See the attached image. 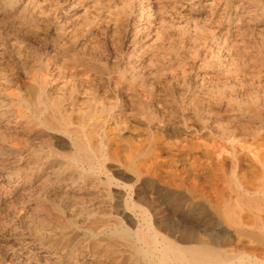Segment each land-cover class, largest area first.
I'll use <instances>...</instances> for the list:
<instances>
[{"label":"rangeland","instance_id":"rangeland-1","mask_svg":"<svg viewBox=\"0 0 264 264\" xmlns=\"http://www.w3.org/2000/svg\"><path fill=\"white\" fill-rule=\"evenodd\" d=\"M5 1L0 264H113L98 248L118 221L128 257L140 227L124 209V186L160 232L176 228L179 239L195 228L214 233L216 216L264 198V0H151L145 18L140 0H22L9 10ZM47 105L68 135L44 127ZM153 144L165 170L216 182L211 211L152 175L135 182ZM187 151L197 163L180 158Z\"/></svg>","mask_w":264,"mask_h":264},{"label":"bare ground","instance_id":"bare-ground-1","mask_svg":"<svg viewBox=\"0 0 264 264\" xmlns=\"http://www.w3.org/2000/svg\"><path fill=\"white\" fill-rule=\"evenodd\" d=\"M30 1L35 2L40 7L41 3L43 4L48 0ZM140 1L143 5L148 2L146 6H141L140 18L151 17V0ZM22 5V0L5 1L6 10L21 7ZM56 52L53 50L50 57L56 56ZM44 111V116H46L43 121L44 127L54 132L68 135L69 130L65 128V120L61 117L60 113L55 109H49L48 105ZM196 133L194 132L193 134ZM69 144L76 145L81 154L87 155L88 151L85 143L78 140H69ZM231 146L234 148V145ZM154 148L153 144L143 150L144 155L147 157L148 166L133 172L135 182H139L144 174L148 175V177L152 175L153 178L150 177L152 183L158 182L164 185L175 186L191 201L203 202L211 211L214 205L210 199L218 193L216 182L214 188L210 182H203L202 178L193 173L194 170L191 172L189 170L177 169L165 170L163 168V155L160 152H155ZM213 149L217 151L214 153V156H217L219 159L223 147L215 146ZM241 150L239 151L244 152L243 148ZM180 156V158L191 164L198 162V159L190 155L188 151L180 153ZM109 157L116 159L117 155L111 152L109 153ZM90 158L91 161H94L93 156ZM231 159L234 160L233 165L236 166L237 159L233 155ZM257 159L259 160V158ZM260 161H263L261 157ZM210 165L209 163V169ZM217 167L219 168V166ZM106 180L108 185H111V182H113L109 178ZM117 186L122 187L121 185ZM133 188V185L122 188L124 209L134 212L135 216L138 214V219L132 215L131 219L136 220L137 225L140 227L132 242L127 243L128 246L130 245L129 256L124 257V241L130 240V236L123 230L119 232L120 229H123L124 224L122 221L116 223L115 231L108 230L102 234L101 238L105 244V248H98L100 250L99 253L109 254V256L115 258L113 264H264V198L248 197L244 199L243 206L246 208L244 213L242 211L238 214L233 213L223 217L216 216L219 226H216L214 233H204L202 237H199L200 229L195 228L191 236L179 239L180 232L176 228L168 226L164 232H160L161 229L158 230L160 225L157 226L152 221L150 212L138 207L133 202ZM149 198L153 199L152 193H150ZM244 239L248 240L251 246H247ZM98 249H96L97 252L99 251ZM119 255L124 257V259L118 260ZM46 258L55 259V263L59 262V257H56L55 254L49 253ZM17 259L21 263V258L18 257Z\"/></svg>","mask_w":264,"mask_h":264}]
</instances>
